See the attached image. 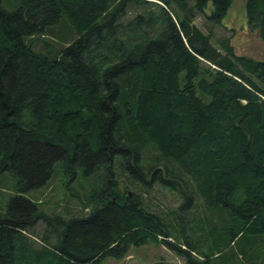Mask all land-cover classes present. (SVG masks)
Instances as JSON below:
<instances>
[{
	"label": "trees",
	"instance_id": "1",
	"mask_svg": "<svg viewBox=\"0 0 264 264\" xmlns=\"http://www.w3.org/2000/svg\"><path fill=\"white\" fill-rule=\"evenodd\" d=\"M231 3L0 0V176L15 191L0 264H100L159 238L184 264H264V61L213 42ZM244 6L264 50V0ZM55 163L78 212L26 196ZM155 185L177 210L226 213L204 247L165 239L177 210L153 209Z\"/></svg>",
	"mask_w": 264,
	"mask_h": 264
},
{
	"label": "rangeland",
	"instance_id": "2",
	"mask_svg": "<svg viewBox=\"0 0 264 264\" xmlns=\"http://www.w3.org/2000/svg\"><path fill=\"white\" fill-rule=\"evenodd\" d=\"M204 21L202 16H197L194 23L204 32H207ZM62 23L64 25L68 24L66 21H62ZM245 25L244 0H232L226 16L221 20L220 24L213 26V42L216 43V38H228L235 54L264 61V50L260 40L255 33L249 32ZM55 165L56 172H54L48 184L42 188L29 192L26 196L32 197L35 200L48 198L54 206H58L62 203L68 206L72 211L78 212L81 205L73 194L74 191L77 192L76 189L79 190V188L76 187V185H78L77 180L75 178L68 183L69 178H66L61 181L62 175L57 173V164L55 163ZM13 188L14 180L12 175L7 172L1 175L0 213L6 209L9 198L15 194ZM128 191L131 190L128 189ZM146 198H150L153 209L161 210L165 218H168L169 213L175 212L182 202V199L179 198L175 191L160 187L159 185H155L153 189L147 193ZM195 203L193 208H190L191 210L187 208L182 210L178 209L176 211L171 226L169 227V232L172 236L165 237V239L170 242L173 240L177 242L178 239L179 241H184V237L180 235H185L186 239L191 243L199 241L202 243L203 247L206 245L204 236L200 235L203 234L200 228L206 230L211 226V223L213 225L224 223L223 219H226V213L220 209L208 210L204 202L198 198H195ZM55 209L53 213L56 215L63 214L57 211L58 208ZM85 210L87 209L85 208ZM183 231L185 232L184 234ZM255 246L263 248L262 251H264V241H258L255 243ZM182 247L184 248L183 245ZM232 250H236V247H228L225 252L230 253ZM237 259L238 258H236V262L238 261ZM236 262H229L226 264ZM100 264H184V261L175 251L169 250L159 238L154 242L149 241L140 246H131L129 252L122 259L107 257Z\"/></svg>",
	"mask_w": 264,
	"mask_h": 264
},
{
	"label": "water",
	"instance_id": "3",
	"mask_svg": "<svg viewBox=\"0 0 264 264\" xmlns=\"http://www.w3.org/2000/svg\"><path fill=\"white\" fill-rule=\"evenodd\" d=\"M129 195H130V192H129Z\"/></svg>",
	"mask_w": 264,
	"mask_h": 264
}]
</instances>
